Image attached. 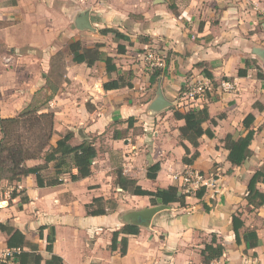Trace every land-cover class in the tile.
I'll return each mask as SVG.
<instances>
[{
  "label": "crops",
  "instance_id": "obj_1",
  "mask_svg": "<svg viewBox=\"0 0 264 264\" xmlns=\"http://www.w3.org/2000/svg\"><path fill=\"white\" fill-rule=\"evenodd\" d=\"M51 2L0 0V57L9 53L17 63L19 58L34 56L31 62L36 61V68L44 72L63 44L84 39L83 32L76 28L80 34L64 32L60 36L52 32L49 19H40L44 11L50 16ZM99 2L101 5L94 8L99 18L96 23L88 12L94 29L89 32L97 38L87 48L99 45V51L106 52L105 41L114 34L100 32L112 29L125 36L134 49L153 47L165 53V68L151 83L154 73L145 66L141 54L135 60L129 52L132 48L121 42L125 40H114L116 50L110 49L113 54L107 56L113 59L118 54L121 70H131L134 78L131 88L104 91V83L123 77L120 66L113 60L117 72L108 76L103 62L92 67L75 64L69 53L64 77L70 84L63 85L44 112L54 113L53 146L67 132L75 135L72 145L83 140L93 144L97 156L91 164V175L77 182L65 175L62 184L44 188L37 187L32 175L18 184L6 182L21 189L3 198L0 224L18 230L27 242L36 244L42 264L51 257L46 252L51 228L52 254L63 264H201L200 252L212 236L224 247L222 257L214 264H264V206L252 210L245 200L249 180L255 172L264 170V64L252 54L253 48L264 49V0H130L122 11L112 3L105 6L104 1ZM118 46L125 48L124 53H118ZM95 68L100 70L97 76ZM239 70L244 75L238 76ZM202 77L211 80L212 89L193 108H207L209 120L202 128L209 129L214 137L200 138L198 158L192 165H184L185 152L179 139L184 121L175 120L173 112L188 109L179 102L181 93L189 82ZM223 81L232 82L235 88L222 92ZM44 83L43 75L39 87ZM158 90L172 106L154 113L149 106ZM3 103L0 96V118L15 117V108L6 109ZM248 115L254 118L251 156L240 167H232L223 141L227 136L237 139L246 134L242 122ZM129 118L133 119L130 125ZM183 144L194 152L187 142ZM157 163L160 169L150 180L147 170ZM37 164L40 162L27 163L30 167ZM186 168L214 176V189L206 190L201 199L190 192L185 207L172 204L156 214L148 228L139 227L137 235L127 238L126 255L110 252L112 233L126 225L122 216L152 207L148 197L119 189L114 184L116 177L122 175L142 190L154 192L176 186L172 177ZM257 189L264 192V185L258 184ZM99 198L113 202L114 209L109 210L105 204L104 215H88L86 206ZM204 204L209 211L204 210ZM237 214H241L246 228L256 230V248L245 250L244 244H236L231 217ZM7 238L0 231V262L10 252ZM7 264L16 263L8 258Z\"/></svg>",
  "mask_w": 264,
  "mask_h": 264
},
{
  "label": "trees",
  "instance_id": "obj_2",
  "mask_svg": "<svg viewBox=\"0 0 264 264\" xmlns=\"http://www.w3.org/2000/svg\"><path fill=\"white\" fill-rule=\"evenodd\" d=\"M169 9L175 13L173 7L170 6ZM100 33L102 35L112 33L115 40H128L125 36L112 29H104ZM100 47L95 45L93 48H83L80 42L76 41L68 45V50L73 63H84L87 67H92L96 62L101 61L105 64L107 75L110 76L111 73L117 72V68L112 58L99 51ZM117 51L122 54L125 48L118 46ZM153 73L150 79L151 83L159 75V71H154ZM205 75L211 77L207 73ZM242 75H244V72L239 70L238 76ZM258 77L261 78L262 75L258 74ZM126 78L118 77L115 80L104 83L103 90L111 91L123 87L131 88L133 79L131 72H127ZM40 91H37L36 95ZM54 91L55 89H52V92L40 103L35 101L34 95L32 102L15 117L0 118V181L18 184L23 178L32 175L35 177L37 187L44 188L62 184L65 175L72 182L88 178L91 175V164L97 156V151L90 141L83 140L77 145H72L75 135L73 132H67L63 136H59L54 146L51 144V140L55 135L54 113L49 110L44 112V109L55 96ZM173 117L175 120L184 121V125L179 128L180 145L185 152L182 163L184 165H192L199 155L200 138L206 136L212 139L214 137L209 129L203 130L202 128V124L209 120L207 108H188L185 112L176 110L173 112ZM132 121L133 119L129 118L127 123L130 125ZM253 121V116L248 115L242 122L243 127L247 131L246 134L237 139L227 136L223 141L224 148L228 151L227 160L232 167H240L251 156L249 146L253 140L254 131L250 127ZM211 123L215 124V121L211 120ZM183 141L194 149L193 153L183 144ZM31 161H38L40 164L30 167L27 163ZM159 169L158 163L148 168L147 178L154 180ZM73 170L76 171V174H73ZM114 184L119 189L128 191L134 196L148 197L152 206H169L172 204H178L180 207L186 206V197L188 195L181 194L177 185L150 192L142 190L135 184V181L129 180L122 175L116 177ZM258 184L264 185V170L255 172L247 184L245 200L247 206L252 210L264 206V192L257 189ZM204 194L205 189L202 188L194 195L197 199H201ZM15 196L16 194H13V197ZM22 201H26V199H22ZM109 203L111 202H104L101 198L94 199L90 205L86 206V213L88 215H104L106 213L105 204L109 210H113L115 207L113 202L109 207ZM203 208L205 211H209L205 204ZM240 217L241 214L231 217L235 242L238 246L244 244L245 250L254 249L258 246L256 230L246 228ZM0 231L8 236L6 241L7 249L10 251L18 250V253L15 252L12 255L13 262L16 264H42L43 260L38 254V246L36 244L27 242L22 233L9 226L0 224ZM42 231L43 228H40V239ZM138 233V227L124 225L120 230L112 233L109 251H119L121 256L126 255L127 238ZM46 243V252L51 257L44 264H63L61 258L52 254L54 244L53 228L50 229L46 237ZM223 253V245L217 242L215 236H212L210 242L204 244L200 252L201 264H214L222 257ZM7 259L4 262H0V264H7Z\"/></svg>",
  "mask_w": 264,
  "mask_h": 264
},
{
  "label": "rangeland",
  "instance_id": "obj_3",
  "mask_svg": "<svg viewBox=\"0 0 264 264\" xmlns=\"http://www.w3.org/2000/svg\"><path fill=\"white\" fill-rule=\"evenodd\" d=\"M99 1H104L103 5L105 6L107 5V3L114 4V8L118 11H122V9H125V6H127L130 2V0H79L77 2L74 0H52L51 6L50 8H48V10L50 11V16L51 14L52 16H47L46 11H44L45 13H43V16H41L40 19H49L52 24V32H59L60 36L64 32L78 35L80 33L74 27V18L79 13L89 12L92 23H96L99 18L97 17L98 15L96 14V10L94 8L98 3L101 5ZM82 32L85 37L83 40L79 39L80 44L83 46V48L91 47L94 41H96L95 38H97L95 33H90L89 31ZM114 40L115 39L112 36L109 40L105 41V44L108 45L107 51L103 54H113V52H110L109 50H116ZM121 42L127 45H129L128 43H130L129 41ZM129 48H132V44L129 45ZM133 49L134 48L129 49V52L130 54H132L131 57L136 60L138 58L137 55L142 54V50L138 47L134 50ZM117 55L118 54H115L113 60L114 62H116L115 64H118L120 66L121 70L123 65L119 63V57ZM11 57L12 56L9 55V53H5L2 55V57H0V96L4 100L3 106L4 108L6 107V109L15 108V111L18 114L32 102V98L34 97V95L35 101H37V103H40L45 99L47 95L52 92V89H55L54 94L55 96H58L59 94L57 93H59V90L63 87V85L70 84V82L64 77L70 58L67 44H63L62 47H60L59 51L51 57L50 69L44 72L36 68V61L35 63L31 62L32 60H34V56L31 58H19V61L17 63H14V60ZM99 71L100 70L98 68H95L94 75L97 76L100 73ZM150 71L154 72L161 70L151 69ZM121 72H123V78H126L127 71L121 70ZM130 72L132 74V77L134 78V74L131 70ZM43 75L45 78V83L44 86L39 87V83L43 82ZM39 90L41 91L36 95V92ZM86 94H88L87 91ZM47 106L49 105H46L45 109ZM191 195L192 194H189L188 196ZM112 204L113 203L111 202L108 204V206L110 207Z\"/></svg>",
  "mask_w": 264,
  "mask_h": 264
},
{
  "label": "built area",
  "instance_id": "obj_4",
  "mask_svg": "<svg viewBox=\"0 0 264 264\" xmlns=\"http://www.w3.org/2000/svg\"><path fill=\"white\" fill-rule=\"evenodd\" d=\"M262 19L264 20V12L261 13ZM141 58L145 63V66L151 69L163 70L166 65V54L156 50L153 47H145L142 51ZM235 88L234 84L229 81H223L220 85V90L222 92H231ZM212 82L208 78H199L194 81L189 82L185 89L181 93L180 101L182 106L193 108V104L196 101L201 100L205 95L211 92ZM172 180L176 183L177 188L181 194H189L190 192L196 193L202 188L206 190L214 189L215 187V178L214 176H207L202 171L194 168H186L182 173L174 175ZM21 187L16 185L14 187L9 186L5 181H0V203L3 201L4 197L9 196L13 191H19ZM16 251L8 252L6 258L12 259L13 253Z\"/></svg>",
  "mask_w": 264,
  "mask_h": 264
},
{
  "label": "water",
  "instance_id": "obj_5",
  "mask_svg": "<svg viewBox=\"0 0 264 264\" xmlns=\"http://www.w3.org/2000/svg\"><path fill=\"white\" fill-rule=\"evenodd\" d=\"M75 28L79 31H93L90 21H89V13L84 12L79 14L74 20ZM252 54L258 57L264 64V49L262 48H253ZM172 106V104L166 101L160 90L157 91L155 100L150 104L149 109L154 113L161 112L165 109H168ZM169 208L164 205H156L148 208H144L141 210L131 211L122 216V221L126 223V225L148 228L152 218Z\"/></svg>",
  "mask_w": 264,
  "mask_h": 264
}]
</instances>
